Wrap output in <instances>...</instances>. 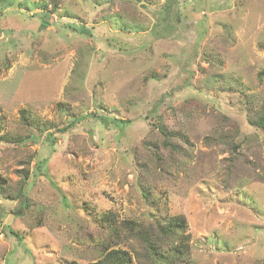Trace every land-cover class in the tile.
<instances>
[{
  "label": "rangeland",
  "instance_id": "obj_1",
  "mask_svg": "<svg viewBox=\"0 0 264 264\" xmlns=\"http://www.w3.org/2000/svg\"><path fill=\"white\" fill-rule=\"evenodd\" d=\"M263 103L264 0H0V264H138L109 225L175 215L180 264H264Z\"/></svg>",
  "mask_w": 264,
  "mask_h": 264
},
{
  "label": "trees",
  "instance_id": "obj_2",
  "mask_svg": "<svg viewBox=\"0 0 264 264\" xmlns=\"http://www.w3.org/2000/svg\"><path fill=\"white\" fill-rule=\"evenodd\" d=\"M41 24L46 25L45 21H41ZM21 119L26 122V116L24 111L21 112ZM247 123L262 133V139L264 141V103L258 108L252 106L247 107L246 117ZM105 119H101V123ZM232 127L226 131L221 132L216 137H207V142H215L218 144H224L227 151L232 155L237 152L240 144L235 142V136L239 133V125L237 122H233ZM163 141L170 143L169 139L175 135L172 131H167L166 126L160 128ZM26 175V174H25ZM19 189V195H25L23 189ZM145 199H149V195L146 192L142 193ZM110 217L105 215L102 220H109ZM110 236L116 238L112 244H118L117 241L122 238L136 240L141 246V251L135 253L137 256L138 264H180L182 260L188 256V236L185 234L186 221L182 215H175L164 220H158L153 222L152 225H146L143 223H136L134 221H124L122 226L110 224ZM125 232L122 235V232ZM110 244H107L102 251V255L99 259L88 264H133L132 255L127 249L112 248L109 249Z\"/></svg>",
  "mask_w": 264,
  "mask_h": 264
}]
</instances>
